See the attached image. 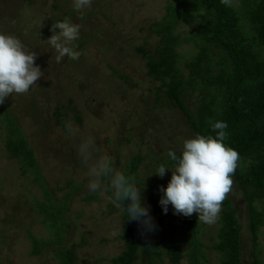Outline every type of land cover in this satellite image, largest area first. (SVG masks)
I'll use <instances>...</instances> for the list:
<instances>
[{
	"label": "rangeland",
	"instance_id": "1",
	"mask_svg": "<svg viewBox=\"0 0 264 264\" xmlns=\"http://www.w3.org/2000/svg\"><path fill=\"white\" fill-rule=\"evenodd\" d=\"M170 2L174 0H91L88 9L76 11L92 14V19L85 22L72 13L62 18L63 7L73 10L72 0H0V32L14 35L34 51V63L42 72L27 92L5 98L17 124L36 147L42 179L33 169H24L21 159L8 155V130L0 107L2 264H59L54 251L59 246L71 249L75 264H114L111 258L124 250L125 243L118 234L127 222L125 212L110 202L106 180L103 194L89 192L87 167L79 146L90 139L92 160L106 154L112 158L114 169L123 174L131 159L138 156L135 183L140 191H146L157 166H172L168 150L179 155L183 139L196 135L183 113L166 101V87L161 79L148 73L146 58L137 50L140 46L156 50L160 37L152 24L165 17ZM54 18V22L67 18L80 25L81 37L73 42L74 50L79 52L77 59L64 56L56 61L57 54L46 40L53 34L50 26ZM198 26L195 19L180 20L174 31L184 39ZM177 51L178 63L187 72L186 62L195 55L196 44L182 42ZM202 93L199 85L184 93L191 111L202 104ZM69 122L71 133L65 127ZM170 177L171 170L166 169L160 186L166 187ZM228 196L242 225V264H251L254 241L248 229L247 202L240 190H231ZM49 200L67 205L65 227L52 224L39 207ZM219 214L212 224L198 221L196 236L205 264H223L220 253L213 248ZM56 229L60 231L59 240ZM32 236L54 242L44 246L40 254H33ZM179 239L185 255L178 264H189V239ZM257 246L264 264V225L259 228ZM159 263L172 264L165 253ZM135 264L144 263L137 258Z\"/></svg>",
	"mask_w": 264,
	"mask_h": 264
},
{
	"label": "trees",
	"instance_id": "2",
	"mask_svg": "<svg viewBox=\"0 0 264 264\" xmlns=\"http://www.w3.org/2000/svg\"><path fill=\"white\" fill-rule=\"evenodd\" d=\"M63 9L62 18L72 13L81 21L92 19V14H78L66 7ZM193 19L199 22V26L181 39L174 31L175 24L180 20ZM152 27L160 37V44L154 53L144 46L137 47V50L146 58L148 73L161 79L166 87V101L183 113L195 134L215 136L210 124L217 120L227 124L224 143L236 150L240 157L232 175L231 190L242 192V199L249 209L248 229L254 241L251 264H263L257 237L260 226L264 225V0H231L228 5L221 0H174L169 3L165 17L155 21ZM80 32L84 34L85 30ZM182 42L196 44L195 55L186 62L187 72L178 63L177 47ZM196 85L203 92V102L195 111H191L184 93L192 91ZM0 107L4 109L3 119L8 130V155L21 159L24 169H33L36 177L42 179L35 157L36 147L31 145L17 124V117L6 99L0 103ZM57 122H61V119H57ZM139 161L140 158L134 156L124 172L134 181ZM160 181L161 177L152 173L146 191H140L156 224L155 230L142 233L137 223L129 220L125 212L123 217L127 222L118 234L125 248L111 258L112 263L135 264L136 259L140 258L144 264H160L159 260L165 253L172 264H178L185 255L179 237H187L189 250L186 256L189 264H205L202 261L205 254L196 236L197 214L174 215L171 205L164 213L158 203ZM46 196L49 197L48 191ZM257 200H262L258 206L255 204ZM127 203L125 200V207ZM221 204L220 226L213 248L220 253L223 264H242V225L236 206L228 194ZM39 207L52 224L58 228L65 227L67 205L49 200V203H40ZM259 207L263 208L260 210ZM58 230L55 232L56 240L61 239ZM31 238L33 254H40L44 246L54 242L51 239L39 240L34 236ZM54 251L60 259L59 264H75L70 248L59 246L54 247Z\"/></svg>",
	"mask_w": 264,
	"mask_h": 264
},
{
	"label": "clouds",
	"instance_id": "3",
	"mask_svg": "<svg viewBox=\"0 0 264 264\" xmlns=\"http://www.w3.org/2000/svg\"><path fill=\"white\" fill-rule=\"evenodd\" d=\"M221 2L228 5L231 0ZM90 6L91 0H72L74 11L82 12ZM79 30L80 25L67 18L51 24L50 31L53 34L46 40L56 52L57 62L64 56L72 60L79 57L73 45L79 37ZM35 56L36 53L29 51L17 37L0 32V103L9 94L27 92L42 76L39 66L34 63ZM210 126L215 136L196 134L183 139L179 156L171 149L167 152L172 166L161 164L152 172L163 177L166 169L171 170L167 186H159L162 194L158 203L164 213L168 212L171 205L174 215L191 216L195 212L200 222L212 224L217 220L221 203L231 191L232 175L240 157L236 150L224 143L226 122L217 120ZM65 127L70 133L73 132L70 122ZM91 144L89 139L79 146L82 161L87 167L89 192L103 194L110 189V202L122 208L127 218L135 221L142 233L154 231L156 224L134 178L115 170L112 158L106 154L92 160L89 151ZM125 200L128 202L126 207Z\"/></svg>",
	"mask_w": 264,
	"mask_h": 264
}]
</instances>
